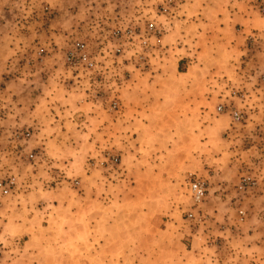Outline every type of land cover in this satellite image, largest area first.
I'll use <instances>...</instances> for the list:
<instances>
[{"label":"rangeland","instance_id":"374dc122","mask_svg":"<svg viewBox=\"0 0 264 264\" xmlns=\"http://www.w3.org/2000/svg\"><path fill=\"white\" fill-rule=\"evenodd\" d=\"M0 264H264V0H0Z\"/></svg>","mask_w":264,"mask_h":264},{"label":"built area","instance_id":"2783aa9c","mask_svg":"<svg viewBox=\"0 0 264 264\" xmlns=\"http://www.w3.org/2000/svg\"><path fill=\"white\" fill-rule=\"evenodd\" d=\"M237 115H238L237 112H233L234 117H237ZM191 188L197 196H201L204 193V189L202 188V182H195L194 181L191 184Z\"/></svg>","mask_w":264,"mask_h":264}]
</instances>
